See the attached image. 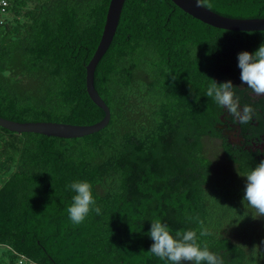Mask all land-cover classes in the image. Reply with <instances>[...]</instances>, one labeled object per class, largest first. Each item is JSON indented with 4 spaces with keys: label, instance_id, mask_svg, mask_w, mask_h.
Returning a JSON list of instances; mask_svg holds the SVG:
<instances>
[{
    "label": "trees",
    "instance_id": "1",
    "mask_svg": "<svg viewBox=\"0 0 264 264\" xmlns=\"http://www.w3.org/2000/svg\"><path fill=\"white\" fill-rule=\"evenodd\" d=\"M111 0H9L0 24V116L90 125L104 110L86 65ZM225 16L264 17V0H205ZM264 30L204 23L172 0H125L95 70L111 110L101 130L75 138L0 126V264H170L149 252L151 221L197 231L223 264H264V216L243 201L246 174L264 161V97L241 81L238 54ZM232 81L240 124L206 96ZM92 185L101 214L74 225V181ZM210 233L200 236L199 221Z\"/></svg>",
    "mask_w": 264,
    "mask_h": 264
},
{
    "label": "clouds",
    "instance_id": "2",
    "mask_svg": "<svg viewBox=\"0 0 264 264\" xmlns=\"http://www.w3.org/2000/svg\"><path fill=\"white\" fill-rule=\"evenodd\" d=\"M205 0H196L202 6ZM238 67L241 69V81L246 84L254 97H264V44L253 54L243 51L238 54ZM209 85L206 96L212 98L227 114L240 124L252 121L254 109L250 105L241 106L240 97L236 94L238 87L232 81L218 83L215 80ZM243 201L253 208L259 216H264V161L249 171L246 176ZM74 193L72 203L67 208L69 219L74 225L81 224L90 211L101 214L92 193V185L88 181H74L68 186ZM200 236L210 233L199 221ZM154 241L149 252L170 264H223L216 253L209 250L207 243L198 241L197 231L180 230L171 233L169 226L160 219L151 221L148 233Z\"/></svg>",
    "mask_w": 264,
    "mask_h": 264
},
{
    "label": "water",
    "instance_id": "3",
    "mask_svg": "<svg viewBox=\"0 0 264 264\" xmlns=\"http://www.w3.org/2000/svg\"><path fill=\"white\" fill-rule=\"evenodd\" d=\"M186 12L211 26L235 30L256 31L264 30V17L236 18L222 15L206 6H197L196 0H172ZM125 0H111L106 24L101 41L90 62L86 65V88L89 96L105 116L102 120L90 124H71L52 121L19 122L0 116V126L15 132H35L63 138L82 137L104 128L111 120V110L95 87V70L103 55L108 50L116 34Z\"/></svg>",
    "mask_w": 264,
    "mask_h": 264
},
{
    "label": "built area",
    "instance_id": "4",
    "mask_svg": "<svg viewBox=\"0 0 264 264\" xmlns=\"http://www.w3.org/2000/svg\"><path fill=\"white\" fill-rule=\"evenodd\" d=\"M8 6H9V0H0V24H2L4 21L3 17L7 11ZM15 264H40V263H37L25 256H20L18 257Z\"/></svg>",
    "mask_w": 264,
    "mask_h": 264
}]
</instances>
